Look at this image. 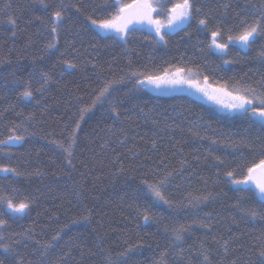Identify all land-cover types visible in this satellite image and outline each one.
<instances>
[{"label":"trees","instance_id":"trees-1","mask_svg":"<svg viewBox=\"0 0 264 264\" xmlns=\"http://www.w3.org/2000/svg\"><path fill=\"white\" fill-rule=\"evenodd\" d=\"M164 1L170 7L182 0ZM190 2L200 13L164 33V41L134 29L125 44L100 35L87 19L114 14L113 0H45L48 8L39 0H0V140L24 136L0 145V163L20 173L0 174L3 264H259L253 246L264 240V219L245 212L264 213V201L251 189L232 187L225 173L243 178L264 160V126L250 114H220L183 94L154 95L137 81L178 68L234 95V89L264 95V35L246 51L210 48L212 30L219 27L227 42L264 15V0ZM58 8L65 20L56 47L47 49ZM198 18L209 19L207 29ZM45 73L49 83L37 92ZM105 80L117 81L110 97L81 120V108ZM28 86L31 100L20 95ZM77 122L69 164L57 144L67 146ZM161 179L168 203L147 186ZM9 199L31 206L14 215L6 211ZM180 227L189 228L182 244L174 239Z\"/></svg>","mask_w":264,"mask_h":264},{"label":"snow or ice","instance_id":"snow-or-ice-1","mask_svg":"<svg viewBox=\"0 0 264 264\" xmlns=\"http://www.w3.org/2000/svg\"><path fill=\"white\" fill-rule=\"evenodd\" d=\"M39 3L44 8H48V4L45 3V0H39ZM163 5L154 4L153 0H136L134 4H122L121 0H113L112 7L115 9L114 14H111L109 17H105L103 19H96L91 16L87 17L90 24L96 28L101 35H103L107 39H118L123 43H128V36L131 31L135 29L137 25H143L147 23L148 25H152L155 27L156 35L159 37L161 41L165 40V35L161 33V28L165 25L161 22L160 19H154L153 13L157 12L159 7ZM79 11V9H77ZM193 11L196 13H200V9L193 10V5L190 0H182V3H178L172 6L169 10V14L167 16L166 26L169 30H175L176 28L183 27L190 20L194 18ZM65 20V14L63 8H58L51 13V19L49 22V31L52 34V40L46 45L47 49H53L57 45V35L62 27V24ZM198 25L201 28L207 29L209 25L208 18H198ZM7 23L13 28L16 25V21L14 18L9 17ZM12 35H15V31H13ZM211 44L210 47L220 51L226 52L229 43L234 41H238L244 47H247L251 42H253L257 36L264 35V15L261 16L260 19L254 21L251 24H247L242 31H240L237 35L229 34L227 37V42H223L219 39L222 35L219 27L215 28L211 31ZM229 61H225L228 63ZM68 68H75L76 65L74 63H67ZM95 68V65L92 66ZM182 69H177L176 72L179 74ZM207 79V78H205ZM164 80V77H156L153 79L151 76L147 78L148 83H155L159 86V83ZM43 84L40 88L36 89L37 92H42L43 89L49 83V77L45 73L43 74ZM140 84L145 83V80H138ZM117 81H108L105 80L101 87L94 89L93 92L95 94V99L92 100L90 105H87L81 108L80 119L83 120L84 114L88 111H91L95 105L100 102H104L105 99L109 98L111 92L113 90L114 85ZM171 83H179L175 78L171 81ZM200 91H204L203 89H198ZM218 91L223 92V94L230 98V102L224 103L223 107L228 108L229 110L239 111L242 114L248 115L250 114L252 117H256L259 119V122L262 126H264V95H252L251 93L255 92V89H234L235 95L233 91H228L225 88L218 89ZM21 97L25 100H31L33 98V90L30 86L25 87L23 91L20 93ZM205 95H208L205 92ZM209 99H214V97L209 96ZM220 102V101H217ZM259 103L261 107H252L253 104ZM112 111L117 115L119 113L116 110V106L113 105ZM80 127L77 122L75 125V129L72 130L70 136L68 138L69 142L67 146L63 143H58L57 146L62 148L63 151L67 154L68 163L71 164V157L73 155V146L76 143V130ZM24 136L22 135H10L7 140H0V145H7L10 143H19L23 141ZM212 144H216L215 140L211 141ZM155 144L153 147L155 148ZM5 156H10V153H3ZM219 160V158H216ZM219 163L223 164L222 160H219ZM0 173L3 174H12L14 176L20 175L16 168L8 166L7 164L0 163ZM259 173L258 175H256ZM219 175V173H217ZM225 175L228 177L230 183L234 186H248L254 185L255 193L254 195L258 196L261 201H264V160H261L258 164L253 165L247 169V175L243 178H236L233 171H227ZM166 179V178H165ZM165 179H161L157 184H148V189L151 194L160 201L164 203H168L165 199L164 194L161 191L162 186L165 183ZM147 184V181H143ZM206 199V198H205ZM7 209L10 210L12 214H24L26 210L30 208V202L27 200H21L19 202H14L12 199L6 201ZM245 215H248L251 219L255 220L258 217L260 219H264V213H258L255 209L246 211ZM84 220H87L88 217H83ZM143 221L145 224H148L150 221V217L147 214L143 215ZM6 220L0 219V228H3L6 225ZM200 227H209L207 225L201 224ZM209 230L210 227H209ZM189 231V228L180 227L175 230L174 239L177 242L182 244L183 235L182 233ZM231 231V229H229ZM59 233H57L53 239H58ZM3 239V236H0V240ZM50 246V245H49ZM224 249V254L227 255L229 249V241L225 240L221 245ZM203 248V245H201ZM255 248V252L257 257L259 258V264H264V240L257 246H253ZM131 249H129L130 251ZM3 251L5 253H10L12 250L5 245L3 247ZM183 251V248L180 249ZM205 260H208V256H204ZM0 264H3V261H0ZM231 264H236V261L233 260Z\"/></svg>","mask_w":264,"mask_h":264},{"label":"rangeland","instance_id":"rangeland-1","mask_svg":"<svg viewBox=\"0 0 264 264\" xmlns=\"http://www.w3.org/2000/svg\"><path fill=\"white\" fill-rule=\"evenodd\" d=\"M121 3L122 4H134V3H136V0H133L129 3H123L121 0ZM153 3L163 5L162 7H159L157 9V12L153 13V18L154 19H157V18L160 19L161 22L165 25L164 27L161 28L162 34H164L166 32H174V31L179 30V29L183 28L184 26H186V25H184L183 27L176 28L175 30H169V28L166 26V21H167V16L169 14V10L172 8L173 5L170 7H165V5H164L165 1L164 0H153ZM178 3H182V1H180ZM178 3H176V4H178ZM91 27L97 33L100 34V32L96 28H94L92 25H91ZM135 30H143L146 32H151L155 35V37L159 41H161L159 39V37L156 35L155 27L152 25H148L147 23H145L143 25H137L135 27ZM210 44H211V36H210ZM229 45H235L243 51H246L248 48V46L244 47L238 41H234L232 43H229ZM210 48L214 53H217V54L225 53V52H220V51H218L212 47H210ZM177 69L178 68H174V69L168 70V71L160 74L159 76H156V77H164V80L159 83V86H157V84H155V83H148L147 78L142 79V80H145V83L140 84V85L144 89L149 91L150 93L157 95V96H173L176 94L186 95V96H188L194 100H197L199 102L204 103L205 105L210 107L212 110H214L215 112L220 113V114L241 113L239 111L229 110L228 108L223 107L224 103L230 102V98L225 96L223 94V92L218 91V89H221L220 87H217V86L209 83L206 79H203V78L196 76V74L190 70L182 69L183 71H181L179 74H177V72H176ZM156 77H153V79H155ZM174 78L176 80H178L179 83H175V84L171 83V81ZM198 89H203L204 91H200ZM205 92L208 95H205ZM209 96L214 97V99H209ZM217 101H220V102H217ZM10 144H16V143H10ZM0 174H3V173H0ZM258 174L259 173H257L256 175H258ZM246 175H247V172H246ZM232 187L251 189L254 191V193L256 191L254 185L239 186V187L232 185ZM257 198L260 199L258 196H257ZM6 211L11 213L10 210L7 209V206H6ZM14 215L22 216L23 214H14Z\"/></svg>","mask_w":264,"mask_h":264}]
</instances>
